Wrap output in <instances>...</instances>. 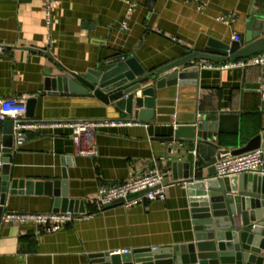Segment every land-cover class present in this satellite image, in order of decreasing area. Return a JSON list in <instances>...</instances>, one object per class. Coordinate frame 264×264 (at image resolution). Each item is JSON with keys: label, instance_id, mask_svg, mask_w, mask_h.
Returning a JSON list of instances; mask_svg holds the SVG:
<instances>
[{"label": "crops", "instance_id": "0c3cea01", "mask_svg": "<svg viewBox=\"0 0 264 264\" xmlns=\"http://www.w3.org/2000/svg\"><path fill=\"white\" fill-rule=\"evenodd\" d=\"M133 1L137 6L128 14L124 0H54L49 10L47 0H0V43L5 47L0 60V114L5 102L24 101L27 115L28 101L33 100L34 116L27 118L40 123H124L96 130L94 157L77 154L68 127L30 130L26 143L14 146L12 179L66 181L69 198L84 202L85 212L93 217L77 219L51 235L39 233L33 223L1 222L0 264H93L91 254L191 242L189 197L185 187L172 179L170 168L178 160L194 161V151L209 161L215 150L160 139L173 136V126L193 123L194 109L200 119L221 114L237 118L238 132L220 136L225 152L237 150L257 135L263 144L264 106L259 90L264 67L203 70L196 92H183L176 116L167 89L149 123L130 121L131 117L125 118L92 94L46 91V80L66 71L85 74L101 63L130 57L155 71L192 52H204L210 40L231 44L234 36H244L251 19L264 13V0ZM196 94L197 101L192 100ZM153 167L169 173L164 201L101 209L97 200L101 187L120 184L130 174ZM2 168L0 162V189ZM202 175L208 176V170ZM53 210V196L33 193L9 196L4 214Z\"/></svg>", "mask_w": 264, "mask_h": 264}, {"label": "water", "instance_id": "95a60500", "mask_svg": "<svg viewBox=\"0 0 264 264\" xmlns=\"http://www.w3.org/2000/svg\"><path fill=\"white\" fill-rule=\"evenodd\" d=\"M263 34L264 13L248 22L247 31L239 41L225 44L210 40L204 52H192L158 70L148 71L135 57H130L107 65L101 63L85 74L70 71L57 74L46 80L45 89L61 95L92 94L125 118L131 117L130 121L149 123L161 100L165 99L167 89L172 93L174 116L180 112L183 92H196L201 72L195 66L197 61L238 60L263 52ZM191 99L197 101V94ZM33 104V100L28 101L27 116L31 118L34 116ZM192 113L197 114L193 123L176 127L172 124L173 136L160 139L196 147L206 145L215 150L209 161L196 153L194 161L178 160L170 168L172 179L185 187L189 197L192 241L164 249L134 250L123 255L112 252L91 254L93 264H264V176L245 174L217 178L216 172L218 161L258 149L261 136L257 135L237 150L225 152L220 136L238 132L237 118L221 114L205 115L200 119L195 109ZM228 142L226 139L224 143ZM13 149L14 122L5 118L0 121V162L3 164L0 223L8 197L23 194L53 196V212L85 211L84 202L69 198L66 181L35 183L12 179ZM204 169L208 170V176L202 175ZM169 183L168 176L165 184ZM121 204L118 202L109 207Z\"/></svg>", "mask_w": 264, "mask_h": 264}, {"label": "built area", "instance_id": "2783aa9c", "mask_svg": "<svg viewBox=\"0 0 264 264\" xmlns=\"http://www.w3.org/2000/svg\"><path fill=\"white\" fill-rule=\"evenodd\" d=\"M54 0H47V8L50 9ZM128 4V14H131L137 4L133 0H124ZM202 8V6L200 7ZM222 21L226 22L225 18ZM126 24H123L125 30ZM239 41V36L233 37ZM5 47L0 43V60L2 59ZM231 54L228 55L230 57ZM124 59V58H123ZM195 66L203 70H233L248 69L253 67H264V51L238 60H227L222 62L197 61ZM260 99L264 106V78L260 84ZM10 118L14 122V146H23L27 141V132L55 127H68L72 130V139L78 147L77 154L84 157H94L97 154L95 145L96 130L103 127H118L123 125L122 121H75L69 123H40L29 120L26 115V103L24 101H11L3 104V111L0 114V121ZM194 156L196 151L193 152ZM264 138L263 144L258 149L220 160L216 164L217 178H230L245 174H260L264 176ZM169 173L157 167L146 172L132 173L124 182L103 186L98 190L97 200L101 209L121 202L125 208L144 204L147 201L166 199L167 184L165 180ZM91 212L59 211L42 214L31 213H6L2 216V223L27 224L33 223L39 227V233L51 235L60 232L66 226L77 219H90ZM156 249V248H154ZM132 251H116L111 254H127Z\"/></svg>", "mask_w": 264, "mask_h": 264}]
</instances>
